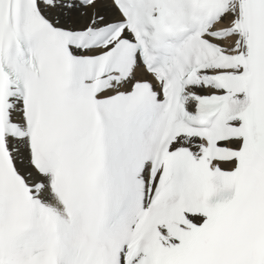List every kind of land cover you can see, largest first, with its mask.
<instances>
[{
    "label": "snow or ice",
    "instance_id": "snow-or-ice-1",
    "mask_svg": "<svg viewBox=\"0 0 264 264\" xmlns=\"http://www.w3.org/2000/svg\"><path fill=\"white\" fill-rule=\"evenodd\" d=\"M0 264H264V0H0Z\"/></svg>",
    "mask_w": 264,
    "mask_h": 264
}]
</instances>
